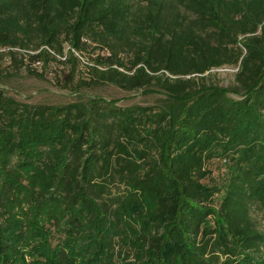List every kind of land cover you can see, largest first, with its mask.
I'll list each match as a JSON object with an SVG mask.
<instances>
[{"label": "trees", "instance_id": "16d2710c", "mask_svg": "<svg viewBox=\"0 0 264 264\" xmlns=\"http://www.w3.org/2000/svg\"><path fill=\"white\" fill-rule=\"evenodd\" d=\"M90 43L95 79L160 97L0 92V264H264V0H0V46Z\"/></svg>", "mask_w": 264, "mask_h": 264}, {"label": "rangeland", "instance_id": "374dc122", "mask_svg": "<svg viewBox=\"0 0 264 264\" xmlns=\"http://www.w3.org/2000/svg\"><path fill=\"white\" fill-rule=\"evenodd\" d=\"M41 48L19 49L0 46V92L3 95L16 102L31 105H61L76 100L102 98L115 100V104L121 107L131 104H154L160 97L159 93L144 92L140 88L125 90L95 79L91 73L92 67L102 69L101 64L95 63L96 57L107 52L92 43L82 50H72L67 44H63L62 54L47 49V52L55 57L47 62H43L41 57H29L40 53ZM8 49L14 53L13 59L6 52ZM69 54L77 60L76 64L64 61ZM236 70V66L221 65L210 68L201 78L219 87L230 88ZM228 96L234 97L229 92ZM208 166L213 170V175L222 170V164L216 160Z\"/></svg>", "mask_w": 264, "mask_h": 264}]
</instances>
